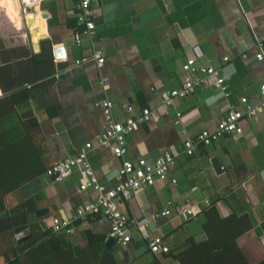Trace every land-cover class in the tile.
I'll list each match as a JSON object with an SVG mask.
<instances>
[{
  "label": "crops",
  "instance_id": "0c3cea01",
  "mask_svg": "<svg viewBox=\"0 0 264 264\" xmlns=\"http://www.w3.org/2000/svg\"><path fill=\"white\" fill-rule=\"evenodd\" d=\"M91 7L92 38L76 0H40L28 15L18 0H0V264H264V60H257L264 0H94ZM55 46L66 47L68 62L53 61ZM95 53L103 66L91 60ZM189 59L221 71L225 83L210 77L167 106L166 94L184 86ZM243 98L256 113L241 120L242 134L184 152L185 140L214 132L231 111L246 112ZM105 100L116 123L151 112L127 136L125 160L176 157L164 180L117 201L124 215L148 222L170 254L151 253L134 228L127 246L108 248L106 218H76L96 199L81 190V174L59 183L46 174L92 144L88 161L99 184L122 181L115 143L99 145L109 128ZM167 209L171 215L156 217ZM55 218L72 222L70 239L50 232L43 242ZM18 229L27 240L17 239ZM30 239L33 249L21 246Z\"/></svg>",
  "mask_w": 264,
  "mask_h": 264
},
{
  "label": "built area",
  "instance_id": "2783aa9c",
  "mask_svg": "<svg viewBox=\"0 0 264 264\" xmlns=\"http://www.w3.org/2000/svg\"><path fill=\"white\" fill-rule=\"evenodd\" d=\"M22 15H28L30 10L40 0H18ZM94 0H76V8L79 22L86 27L84 34L92 38L95 31V21L93 18V10L91 3ZM75 42H81V34L76 33ZM54 61L57 63L66 62L68 60V52L65 46H55L53 49ZM91 60L96 61L99 66H103L105 58L99 53H95ZM258 61L264 60V54L257 55ZM88 61V60H87ZM227 61V60H225ZM80 64V61L77 62ZM184 70L188 77L184 82L181 90H172L164 97L165 105H172L177 98L186 99L192 95L198 87L204 86L210 77L216 78V85L223 87L225 81L221 71L213 67H199L196 62L189 59L184 65ZM259 96L261 106L264 107V82L259 87ZM242 103L247 105L246 112L231 111L218 124V128L214 132L203 131L194 139H187L184 142V152L188 155L194 154L197 146H208L218 142L221 138L229 134H242L243 130L240 125L244 117H252L256 111L248 104L246 98L242 99ZM104 114L107 117L109 128L100 136L99 145L105 146L109 143H115L114 155L117 158L124 159L123 168L120 171L122 181L114 188L107 189L99 184L95 170L88 161V154L92 151L93 145L86 144L81 152L74 157L67 158L46 171L48 177L54 182H62L66 178L73 175L76 171L79 172L84 179L81 185L82 191L94 190L96 199L89 205L81 208L76 213V218H85L90 215L103 216L111 224V236L116 240L117 244L127 246L133 241V235L128 231V228H134L139 231L141 237L147 242L148 248L154 255H162L168 253V247L164 244L162 238L153 237L148 232L150 224L137 219H131L124 215L118 206V199L129 198L133 193L141 190L144 187H151L158 180H164L169 171L176 165V157L172 153H164L154 163L147 160H139L138 162H130L125 160L127 154V136L131 134L139 124L150 121L151 112L144 110L138 119H129L126 123H116L112 118V104L105 100L102 103ZM180 116V115H178ZM187 214H192L190 209L186 210ZM171 215V210L167 209L156 214L157 218H163ZM52 230L57 233L73 232V224L68 220L59 218L53 219ZM17 235V239H21Z\"/></svg>",
  "mask_w": 264,
  "mask_h": 264
},
{
  "label": "trees",
  "instance_id": "16d2710c",
  "mask_svg": "<svg viewBox=\"0 0 264 264\" xmlns=\"http://www.w3.org/2000/svg\"><path fill=\"white\" fill-rule=\"evenodd\" d=\"M8 219V217H6V219H5V221ZM7 228H13V223L12 222H7ZM50 232H54L53 230H47V231H45V232H42L41 233V235L39 236V237H42L43 238V242L44 241H46L48 238H46L47 236H50ZM57 234H64V240L66 241L67 240V238H69L70 239V236H71V234H68V233H65V232H63V233H57ZM93 241V240H92ZM91 241V244L93 245V242ZM95 242H98V241H96L95 240ZM107 242V238L105 237V236H102V238L100 239V242H99V244L101 245V247H104L105 246V243ZM98 244V243H97ZM69 245L70 246H68V247H71L73 250H75V251H77V248L75 249V248H73L74 247V244L72 245V243L69 241ZM21 246H25V247H28V248H32V247H34V246H36V243H35V241L33 240V239H30V240H28L27 242H24ZM40 246V245H39ZM93 246H91V248H92ZM33 249V248H32ZM31 249V250H32ZM40 251V250H39ZM168 254H170V253H168ZM165 255H167V254H165Z\"/></svg>",
  "mask_w": 264,
  "mask_h": 264
},
{
  "label": "water",
  "instance_id": "95a60500",
  "mask_svg": "<svg viewBox=\"0 0 264 264\" xmlns=\"http://www.w3.org/2000/svg\"><path fill=\"white\" fill-rule=\"evenodd\" d=\"M60 77H65V75H61ZM23 231H24L23 229H18L17 233L19 234V233H22ZM27 239L28 237H24L21 241H25ZM114 244H116V240L113 236H111V238L109 239V242L107 243V247L111 248L113 247Z\"/></svg>",
  "mask_w": 264,
  "mask_h": 264
},
{
  "label": "bare ground",
  "instance_id": "6f19581e",
  "mask_svg": "<svg viewBox=\"0 0 264 264\" xmlns=\"http://www.w3.org/2000/svg\"><path fill=\"white\" fill-rule=\"evenodd\" d=\"M55 233H57V232H55ZM17 235H20V237H22V238H23V237H26L24 232H22V233H19V234H17ZM168 250H169V251H168V253H169V252H170V249H169V247H168Z\"/></svg>",
  "mask_w": 264,
  "mask_h": 264
},
{
  "label": "clouds",
  "instance_id": "9594fccd",
  "mask_svg": "<svg viewBox=\"0 0 264 264\" xmlns=\"http://www.w3.org/2000/svg\"><path fill=\"white\" fill-rule=\"evenodd\" d=\"M55 48V47H54ZM68 60H69V57H68ZM68 60L66 62H68ZM53 61H54V57H53ZM55 62V61H54ZM66 62H60V63H66ZM57 63V62H55Z\"/></svg>",
  "mask_w": 264,
  "mask_h": 264
}]
</instances>
